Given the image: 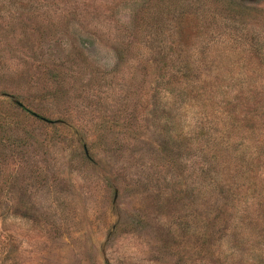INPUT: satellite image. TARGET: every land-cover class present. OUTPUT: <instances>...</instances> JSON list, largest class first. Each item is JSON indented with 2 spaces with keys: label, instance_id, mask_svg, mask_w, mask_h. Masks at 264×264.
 I'll return each mask as SVG.
<instances>
[{
  "label": "rangeland",
  "instance_id": "obj_1",
  "mask_svg": "<svg viewBox=\"0 0 264 264\" xmlns=\"http://www.w3.org/2000/svg\"><path fill=\"white\" fill-rule=\"evenodd\" d=\"M0 264H264V0H0Z\"/></svg>",
  "mask_w": 264,
  "mask_h": 264
},
{
  "label": "trees",
  "instance_id": "obj_2",
  "mask_svg": "<svg viewBox=\"0 0 264 264\" xmlns=\"http://www.w3.org/2000/svg\"><path fill=\"white\" fill-rule=\"evenodd\" d=\"M214 204L217 205L216 202H214ZM211 211L212 213L206 212L202 214L198 212V219L202 222L201 226L203 228V235H207L213 243L216 239L220 238L224 231L223 225L219 226L220 219L223 221V217L221 218L220 215L224 212V210L221 206H217Z\"/></svg>",
  "mask_w": 264,
  "mask_h": 264
}]
</instances>
